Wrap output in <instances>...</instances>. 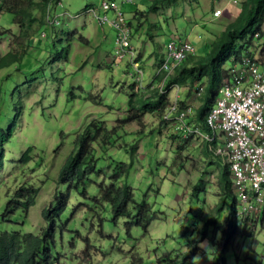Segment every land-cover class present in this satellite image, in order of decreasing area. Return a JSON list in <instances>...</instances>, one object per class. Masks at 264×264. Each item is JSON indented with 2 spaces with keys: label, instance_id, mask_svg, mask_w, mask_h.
<instances>
[{
  "label": "rangeland",
  "instance_id": "374dc122",
  "mask_svg": "<svg viewBox=\"0 0 264 264\" xmlns=\"http://www.w3.org/2000/svg\"><path fill=\"white\" fill-rule=\"evenodd\" d=\"M243 1L169 0L157 12L144 11L151 0L126 3V15L136 29L133 43L144 53L145 79L155 74L170 37L188 39L196 54L208 52L218 35L235 21ZM90 4L97 7L99 0H62L53 9L51 22L44 23L40 21L44 11L37 8L30 46L26 39H18L21 29L15 15L0 14V59L9 51L17 56L7 57L8 65L0 67V129L14 127L12 138L5 142V163L0 170V231L39 233L47 225L43 209L55 204L56 195L68 188L57 181L59 170L80 130L96 119L104 121L108 129L117 125L120 136L115 135L116 141L107 148L95 144L98 173L87 183L89 195L71 191L57 222L56 264H168L167 253L173 259L187 255L192 264H214L224 242L228 205L214 224L198 218L215 212L224 197L219 159L209 153L204 136L195 129L184 131L175 118L163 121L159 114L147 113L142 125L120 123L128 112L135 69L127 59L110 60L115 32L108 23L101 25L92 10H86ZM217 9H221L220 15L214 14ZM66 30H77V34L67 38ZM67 41L71 43L69 58L55 60ZM175 93L173 89L172 96ZM92 95L101 101L96 103ZM201 96L194 90L187 101L197 109ZM20 99L24 110L17 117ZM189 120L192 128L198 125L193 114ZM135 143L134 163L120 183H129L137 200L150 203L159 215L147 231L139 226L128 230L126 217L114 222L111 203L95 201L101 192L99 185L110 182L119 163L131 162ZM29 146L31 159L19 162ZM201 179L206 181L203 187ZM23 184L40 188L36 203L27 212L18 208L4 219L7 202ZM195 186L203 190L198 195H192ZM248 227L249 232L241 234L229 250V264H264V221Z\"/></svg>",
  "mask_w": 264,
  "mask_h": 264
},
{
  "label": "trees",
  "instance_id": "16d2710c",
  "mask_svg": "<svg viewBox=\"0 0 264 264\" xmlns=\"http://www.w3.org/2000/svg\"><path fill=\"white\" fill-rule=\"evenodd\" d=\"M50 1L0 0V14L10 12L15 15L14 21L20 25L21 29L18 39H26L29 45L33 37L31 33L33 25L38 21L35 10L40 7L44 11V17L40 19L41 23L51 22L50 17L54 16V14L48 15ZM57 1L53 0L54 4ZM168 1L151 0L149 4H146L144 11L157 12L160 6ZM91 6V4L86 5V9ZM140 12H143V10H140ZM135 31L136 29L132 33V39H134ZM64 34L67 38L73 37L77 34V30H66ZM150 36L154 39V36ZM180 38L182 39L183 37ZM81 39H84L83 36ZM263 39L264 0H244L241 11L235 21L229 23L223 32L218 35L208 52L205 54L191 53L183 62L176 66L172 74L167 76L166 90L164 92L160 90L159 85L165 78V72L157 74L155 80L149 85L147 84V87L136 89L137 82L134 80L130 84L128 112L119 119L120 123L137 121L142 125L147 113H157L163 121H170L164 117V113L173 103L174 96L171 93L174 87H186L187 96H189L194 90L198 92L200 86L205 84V93L203 92L200 99L201 103L193 115L199 129L204 133L212 134L213 130L208 126L206 118L219 95L223 81L231 75V68L238 64L243 56L254 55L257 56V59H261L264 56V42L261 43ZM70 50L71 43L67 41L62 50L55 54L54 59H68ZM141 54L144 53L141 52ZM7 57L17 58L13 52H7L0 59V67L8 65ZM228 62L231 63L229 66L227 65ZM71 95L73 98L76 97V93L73 91ZM187 96L180 98L179 95L180 108L188 103ZM92 99L96 103L101 101V98L99 101L97 95H92ZM23 110L24 102L20 99L17 104L16 116L20 117ZM189 122L191 123L192 121L189 120ZM120 129L117 125L108 129L104 121L92 119L80 130L75 140V147L61 166L57 177V181L68 184V188L66 191L56 195L55 204L51 203L43 209V216L47 221V225L39 233L21 230L0 231V264H56L58 259L54 256L53 249L56 245L57 222L61 213L68 206L71 191H80L84 197L89 195L87 183L90 182L91 175L98 173L95 144L102 148H107L116 141L113 142L115 135L120 136L118 135ZM140 131L145 133L143 128ZM13 133V125H10L6 130L0 129V170L5 163V142L12 138ZM213 142L205 140L206 145L209 143V148L207 147L209 153L217 157L221 164V187L224 191V197L217 205L215 212L208 213L202 218H197L200 221H210L211 224H214L218 215L222 214L224 207L228 205V212L225 218L226 225L223 229L224 242L221 249L217 252L216 260L213 263L229 264L228 256L230 255L228 253L231 252L229 250L234 249L237 238L241 234L249 232V224L254 226L258 221L262 222L264 220V211L256 216H244L239 213L238 199L233 187L230 165L224 160L222 155L216 152ZM137 148L138 143L131 146V162H120L116 170L110 175V182H104L99 185L101 192L99 196L95 197V201L97 204H103L104 201L111 203L114 222H117L121 217H126L128 219L126 222L128 230L133 226H139L147 231L152 221L158 218L159 215L152 210L150 203L145 200H137L134 189L129 183H120L122 175L128 173L134 163ZM31 151L32 146H29L18 161L21 163L29 161L31 159ZM205 182V180H200L202 187ZM196 187L192 195H198L200 191H203L202 189L198 191L199 189ZM39 191L40 188L35 185H21L7 202L2 217L6 219L14 214L18 208H22L27 212L36 203ZM165 257L168 264H192L191 257L187 255L182 259H173L170 253H167ZM139 261H141V258Z\"/></svg>",
  "mask_w": 264,
  "mask_h": 264
},
{
  "label": "built area",
  "instance_id": "2783aa9c",
  "mask_svg": "<svg viewBox=\"0 0 264 264\" xmlns=\"http://www.w3.org/2000/svg\"><path fill=\"white\" fill-rule=\"evenodd\" d=\"M131 1L99 0V6L91 10L101 25L108 23L114 30V61L128 59L131 62L136 71L134 78L137 87L140 88L144 87V71L140 68L138 49L132 39L134 26H131L123 7ZM57 4L62 5V1L59 0ZM53 6L51 2L48 15H52ZM221 12V9H217L214 13L220 15ZM168 40L164 58L156 72H165V78L159 85L162 92L166 90L167 76L196 51L195 45L188 39L173 36ZM230 72L206 118L212 134L202 132L198 125L195 128L189 126H194L187 122V118L194 114L196 107L191 102L179 107L180 86L176 87L173 103L164 117L167 120L175 118L184 131L195 129L206 140L214 141L216 152L230 165L239 213L256 216L264 211V56L257 59L254 55H245ZM204 88V84L200 86L198 95L202 94ZM219 138L221 145H218Z\"/></svg>",
  "mask_w": 264,
  "mask_h": 264
},
{
  "label": "clouds",
  "instance_id": "9594fccd",
  "mask_svg": "<svg viewBox=\"0 0 264 264\" xmlns=\"http://www.w3.org/2000/svg\"><path fill=\"white\" fill-rule=\"evenodd\" d=\"M59 1V0H58ZM57 1V2H58ZM62 1V0H61ZM51 2H53V0H51L50 1V3ZM57 2H56V4H57ZM54 3V2H53ZM56 4H54V6H53V9H55L56 8ZM124 7V6H123ZM85 8H86V6H85ZM93 7L91 6V7H89V8H87L86 10H91ZM125 9V8H124ZM215 14V13H214ZM134 19H135V17H134ZM50 22V21H49ZM133 21H131V23H132ZM135 28V27H134ZM114 31V30H113ZM138 49V48H137ZM113 52H114V46H113ZM164 55H165V52H164V54H163V57H162V59L164 58ZM142 54H141V52H140V49H138V60H139V62H140V68L143 70V68L141 67V64H142ZM110 60L112 61V62H117V61H114V53L112 54V59L110 58ZM122 61V60H121ZM127 62L129 63L128 65H131L132 66V64H131V62L127 59ZM158 65H156V69H155V74H150L149 76H148V78H149V80L150 79H152L151 81H149L148 79H145V72H144V80H143V82H145L146 80H147V82L146 83H148V84H150L151 82H153L154 80H155V78H156V76H157V74H156V72H157V69H158ZM135 69V68H134ZM144 71V70H143ZM136 74V71L132 74L133 76V80H135V78H134V75ZM136 86H137V84H136ZM144 86V85H143ZM176 87L177 86H175L174 87V89L176 90ZM136 89H138V87H136ZM181 91V90H180ZM179 94H180V92H179ZM175 96V95H174Z\"/></svg>",
  "mask_w": 264,
  "mask_h": 264
},
{
  "label": "crops",
  "instance_id": "0c3cea01",
  "mask_svg": "<svg viewBox=\"0 0 264 264\" xmlns=\"http://www.w3.org/2000/svg\"><path fill=\"white\" fill-rule=\"evenodd\" d=\"M151 80H152V79H151ZM204 85H205V84H204ZM182 88L185 89L186 87H181V89H182ZM186 89H187V88H186ZM186 89H185V92H180V94H179V95H180V98H183V97H186V96H187L188 91H187ZM204 90H205V88H204ZM181 91H182V90H181ZM183 91H184V90H183ZM203 92H204V91H203ZM193 93H194V92H193ZM202 94H203V93H202ZM202 94H201V95H202ZM263 221H264V220H263ZM263 221H262V222H263Z\"/></svg>",
  "mask_w": 264,
  "mask_h": 264
},
{
  "label": "bare ground",
  "instance_id": "6f19581e",
  "mask_svg": "<svg viewBox=\"0 0 264 264\" xmlns=\"http://www.w3.org/2000/svg\"><path fill=\"white\" fill-rule=\"evenodd\" d=\"M54 16H52V17H50V20H51V18H53ZM59 18H58V14H57V19H53L54 20V22L56 23L57 22V20H58ZM116 58V57H115ZM116 59H119V58H116Z\"/></svg>",
  "mask_w": 264,
  "mask_h": 264
}]
</instances>
